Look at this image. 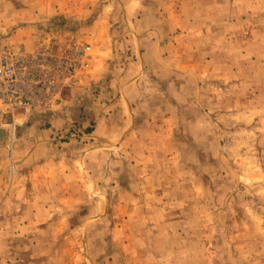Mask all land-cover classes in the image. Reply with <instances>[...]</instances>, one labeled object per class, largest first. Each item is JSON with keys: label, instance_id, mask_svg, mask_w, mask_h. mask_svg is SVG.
Wrapping results in <instances>:
<instances>
[{"label": "rangeland", "instance_id": "obj_1", "mask_svg": "<svg viewBox=\"0 0 264 264\" xmlns=\"http://www.w3.org/2000/svg\"><path fill=\"white\" fill-rule=\"evenodd\" d=\"M68 39L0 109V264H264V0H0V50Z\"/></svg>", "mask_w": 264, "mask_h": 264}, {"label": "built area", "instance_id": "obj_2", "mask_svg": "<svg viewBox=\"0 0 264 264\" xmlns=\"http://www.w3.org/2000/svg\"><path fill=\"white\" fill-rule=\"evenodd\" d=\"M50 42L32 50L4 45L0 50V109L12 122L21 109H37L55 99L63 79L89 65L90 46L68 39L57 54Z\"/></svg>", "mask_w": 264, "mask_h": 264}, {"label": "bare ground", "instance_id": "obj_3", "mask_svg": "<svg viewBox=\"0 0 264 264\" xmlns=\"http://www.w3.org/2000/svg\"><path fill=\"white\" fill-rule=\"evenodd\" d=\"M2 131V130H1Z\"/></svg>", "mask_w": 264, "mask_h": 264}]
</instances>
